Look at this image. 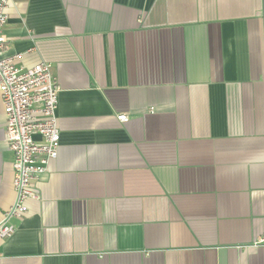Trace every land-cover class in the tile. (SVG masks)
<instances>
[{
  "label": "crops",
  "instance_id": "0c3cea01",
  "mask_svg": "<svg viewBox=\"0 0 264 264\" xmlns=\"http://www.w3.org/2000/svg\"><path fill=\"white\" fill-rule=\"evenodd\" d=\"M5 14L6 55L49 64L60 87V139L0 264H264V0ZM4 142L0 100V221L15 201Z\"/></svg>",
  "mask_w": 264,
  "mask_h": 264
},
{
  "label": "built area",
  "instance_id": "2783aa9c",
  "mask_svg": "<svg viewBox=\"0 0 264 264\" xmlns=\"http://www.w3.org/2000/svg\"><path fill=\"white\" fill-rule=\"evenodd\" d=\"M9 1L0 0V100L4 143L13 156L15 201L0 221L2 239L15 231L9 220L22 218L27 213L26 202L39 198L34 183L57 158L60 139L55 115L60 87L50 65L40 62L23 69L15 66L14 57L6 55L8 43L3 34ZM117 119L128 121L126 115H118Z\"/></svg>",
  "mask_w": 264,
  "mask_h": 264
}]
</instances>
